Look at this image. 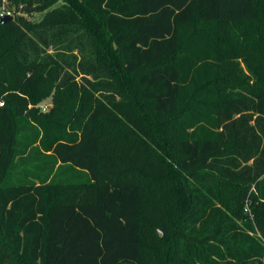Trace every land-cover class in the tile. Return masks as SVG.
Returning a JSON list of instances; mask_svg holds the SVG:
<instances>
[{"label":"trees","instance_id":"trees-1","mask_svg":"<svg viewBox=\"0 0 264 264\" xmlns=\"http://www.w3.org/2000/svg\"><path fill=\"white\" fill-rule=\"evenodd\" d=\"M2 7L0 264H264V0ZM48 26L114 94L21 53Z\"/></svg>","mask_w":264,"mask_h":264},{"label":"rangeland","instance_id":"rangeland-1","mask_svg":"<svg viewBox=\"0 0 264 264\" xmlns=\"http://www.w3.org/2000/svg\"><path fill=\"white\" fill-rule=\"evenodd\" d=\"M41 12H36L32 15H25L30 20H38L41 17ZM21 53H27L30 58L35 60H65L70 62H83L91 64L93 69L83 67H71L66 65L60 73V78L66 74H71L76 79L83 80L89 84L94 83L103 86H109L102 91L104 94H114L110 90L112 84L108 76L98 71L93 63L92 49L93 45L90 39L83 36L76 27H41L35 32L28 35L23 41ZM46 103L43 105L45 106ZM42 105V106H43Z\"/></svg>","mask_w":264,"mask_h":264},{"label":"water","instance_id":"water-1","mask_svg":"<svg viewBox=\"0 0 264 264\" xmlns=\"http://www.w3.org/2000/svg\"><path fill=\"white\" fill-rule=\"evenodd\" d=\"M11 19H13V16L10 13H4V14L0 15V23L6 22V21L11 20Z\"/></svg>","mask_w":264,"mask_h":264},{"label":"built area","instance_id":"built-area-1","mask_svg":"<svg viewBox=\"0 0 264 264\" xmlns=\"http://www.w3.org/2000/svg\"><path fill=\"white\" fill-rule=\"evenodd\" d=\"M4 13H10L8 10L4 9L3 7L0 8V15L4 14ZM2 101H0V105H2Z\"/></svg>","mask_w":264,"mask_h":264}]
</instances>
